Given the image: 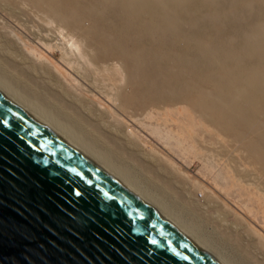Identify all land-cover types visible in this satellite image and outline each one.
I'll return each instance as SVG.
<instances>
[{
  "label": "rangeland",
  "instance_id": "1",
  "mask_svg": "<svg viewBox=\"0 0 264 264\" xmlns=\"http://www.w3.org/2000/svg\"><path fill=\"white\" fill-rule=\"evenodd\" d=\"M33 1L38 7L0 0L3 79L82 134L236 263L264 264V174L255 168L259 147L264 150V98L258 97L264 96V52L260 58L251 40L260 31L264 51V0H191L182 6L174 0ZM140 7H148L145 14ZM109 11L131 15L112 20L109 30L87 19ZM140 14L141 23L135 22ZM176 15L179 32L164 24ZM201 18L209 21L201 25L205 30L195 23ZM79 27L90 30L83 35ZM98 35L112 42L109 63L100 60L106 50ZM180 41L188 45L170 46ZM202 49L206 57L198 70L176 64L183 63L179 55L198 58ZM251 61L258 75L250 73ZM119 63H145V85L157 81L150 64L157 77L167 72L181 84L195 82L194 98L221 109L203 122L195 108L145 106L136 99L133 69L123 80L114 69ZM250 83L255 92L248 103L233 98L236 90L229 86L244 85L249 94ZM253 104L257 109L244 114Z\"/></svg>",
  "mask_w": 264,
  "mask_h": 264
},
{
  "label": "water",
  "instance_id": "2",
  "mask_svg": "<svg viewBox=\"0 0 264 264\" xmlns=\"http://www.w3.org/2000/svg\"><path fill=\"white\" fill-rule=\"evenodd\" d=\"M0 264H220L0 94Z\"/></svg>",
  "mask_w": 264,
  "mask_h": 264
},
{
  "label": "bare ground",
  "instance_id": "3",
  "mask_svg": "<svg viewBox=\"0 0 264 264\" xmlns=\"http://www.w3.org/2000/svg\"><path fill=\"white\" fill-rule=\"evenodd\" d=\"M14 1V0H11ZM31 6L38 7V4L34 2L33 0H27ZM165 1V0H162ZM177 5L182 6V4H185L188 1L191 0H174ZM149 2H144L145 5H147ZM141 10L144 11L143 14L146 13V8L148 7H140ZM164 6H157L158 12L161 10H164ZM129 12H123V13H114L112 11H109L105 15L102 16H89L87 19L97 21L100 23V27H104L107 30H109V25L111 24L112 20L123 21L128 20L130 17ZM200 17V16H199ZM137 20L135 22L141 23V14L137 16ZM203 22H206L208 24L207 19H199L195 21L197 26L205 30L201 27ZM170 24L171 28L176 29L177 32H179V15H176L174 17H166L164 20L165 26L167 24ZM160 28V26H159ZM78 32L80 34L87 33L90 29L85 27H79ZM167 31V29H165ZM253 38L251 40H255L256 47L259 50V57H263L262 51V38H261V32L255 31L252 33ZM97 42L99 46H102L105 48L104 54L100 57V60L103 63H109L113 59V45L109 38L104 37L103 35H98ZM163 43V42H162ZM216 49H219V43L218 41L214 40L211 43ZM188 45L187 42H181L180 44H171V47L174 48H184ZM226 46H229V43L226 42ZM77 47H79V44H77ZM184 56L179 55V59H183V63H176L179 64L181 68L188 69L190 71H196L200 68L201 64L203 63L204 58L206 57L203 49L200 52L198 58L191 59L187 54L183 53ZM209 64H212L209 63ZM253 65L250 69V73H253L255 75H258L256 71H258L259 66L256 63H252V61L249 63ZM118 66L114 69L117 70L122 76L123 80L126 79V74L130 72L131 69H133L132 73L135 75L138 84L137 89L140 93L136 99H139V103H143L145 106H150L152 109L158 108L160 105H166L168 107H174L176 105H182L184 109L192 110L191 108H195L197 110V113L199 114L200 119L203 122H208L210 119V116L212 115L214 110L221 109V107L218 104H214L210 106L206 100H196L194 98L193 92L196 91L198 88L197 83H192L191 85L185 83L181 84V82L178 80V77L172 73L164 72L160 76H156L157 69L153 64H150L149 66L153 69V75L157 78V81L152 85H145V63H134V67L131 68L129 66V63H119ZM165 81V82H164ZM163 87H166V89H162ZM243 87L244 85H238L235 86L234 89H232V86H229V90H236L232 96L234 99L239 100L241 102L248 103L250 101L251 95L255 92V86L253 83L248 84V88L250 93L247 94L244 92ZM0 94H2L4 97H6L8 100H10L12 103H14L16 106L23 109L26 113H28L30 116H32L34 119H36L39 123L44 125L46 128H48L50 131L54 132L56 135H58L60 138H62L64 141H66L68 144H70L73 148L81 152L83 155H85L87 158L92 160L94 163H96L98 166H100L102 169H104L107 173H109L111 176L115 177L118 181H120L124 186H126L128 189H130L133 193H135L137 196H139L144 202H146L148 205H150L152 208H154L157 212H159L164 218L170 221L175 227H177L180 231H182L184 234H186L197 246L202 248L204 251L208 252L218 263L220 264H238L237 261L232 259L231 256L224 254L222 251H220L219 248L215 247L212 243L211 239L205 236L203 233H201L197 228H194L191 225V222L186 221L182 217H180L178 214L174 213L172 209L159 197L156 193H154L151 190L144 189L141 185V182L138 180H135L133 177L130 176L128 171L125 168H122L121 166H117L114 163H112L105 154L97 151L95 148L89 144L90 142L84 140L82 134H78L75 131H73L68 125L61 123L57 118H55L51 112V110L48 108H43L37 101L28 98L14 86H11L7 83L6 80L3 79L2 75H0ZM258 97L264 98L262 94H260ZM132 101V98L127 97L124 99V102L129 104ZM138 103V104H139ZM236 108V107H234ZM254 108L257 109L256 105H251V107L244 109V114L247 113L249 110H253ZM258 147V146H257ZM260 148V153L262 159L259 161H255V168L257 170L262 171V175L264 174V150ZM253 160V158H251ZM264 176V175H263ZM264 178V177H263ZM173 214V215H172Z\"/></svg>",
  "mask_w": 264,
  "mask_h": 264
}]
</instances>
